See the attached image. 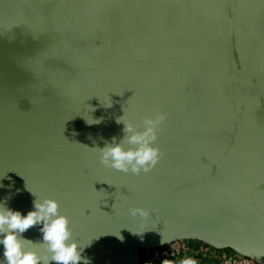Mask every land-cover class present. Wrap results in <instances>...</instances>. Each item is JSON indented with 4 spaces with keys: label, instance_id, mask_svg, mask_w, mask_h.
Masks as SVG:
<instances>
[{
    "label": "water",
    "instance_id": "1",
    "mask_svg": "<svg viewBox=\"0 0 264 264\" xmlns=\"http://www.w3.org/2000/svg\"><path fill=\"white\" fill-rule=\"evenodd\" d=\"M124 113L166 114L148 173L100 162ZM29 190L90 264L179 240L264 264V0H0V201Z\"/></svg>",
    "mask_w": 264,
    "mask_h": 264
},
{
    "label": "clouds",
    "instance_id": "2",
    "mask_svg": "<svg viewBox=\"0 0 264 264\" xmlns=\"http://www.w3.org/2000/svg\"><path fill=\"white\" fill-rule=\"evenodd\" d=\"M112 102L106 107H111ZM166 119V114L156 113L143 118V130H138L125 113L116 119L122 124V137L113 136L99 151L100 162L120 172L132 174L148 173L160 160L159 148L155 146L158 129ZM88 125L100 124L101 119L86 120ZM30 191V190H29ZM19 193V189L17 190ZM35 197L32 208L26 213L7 206L6 197L0 201V264H90L82 256L84 246L73 239V229L69 218L61 214L59 202L54 198L39 199ZM132 215L146 217L148 213L142 208L130 210ZM39 225L40 241H33L24 234ZM42 248L43 251L37 249ZM165 264H170L165 261ZM180 264H196L189 258Z\"/></svg>",
    "mask_w": 264,
    "mask_h": 264
},
{
    "label": "rangeland",
    "instance_id": "3",
    "mask_svg": "<svg viewBox=\"0 0 264 264\" xmlns=\"http://www.w3.org/2000/svg\"><path fill=\"white\" fill-rule=\"evenodd\" d=\"M187 245H190V249L186 254H181V256L173 259L159 260L155 257V252H163L168 246L155 249L156 251L150 250H141L139 257V264H165V261H169L170 264H180L181 261L186 259H193L196 261V264H221L220 258L222 254L217 253L218 251H223L227 254H234L230 249L218 250L216 253L213 252L215 249L209 244H206L202 241H193V240H184ZM206 248H210L212 250L205 251ZM241 256V255H240ZM257 264V263H256Z\"/></svg>",
    "mask_w": 264,
    "mask_h": 264
},
{
    "label": "built area",
    "instance_id": "4",
    "mask_svg": "<svg viewBox=\"0 0 264 264\" xmlns=\"http://www.w3.org/2000/svg\"><path fill=\"white\" fill-rule=\"evenodd\" d=\"M168 247L163 252H155L154 255L157 259L166 260L170 258H177L181 256V254H186L189 249L190 245H187L184 240H179L172 242L167 245ZM212 249L206 248L205 251H210ZM150 251H156L155 249H152ZM218 250L214 249L213 252H217ZM217 253L222 254L220 261L221 264H256V262L248 257L240 256V255H233V254H227L223 251H218Z\"/></svg>",
    "mask_w": 264,
    "mask_h": 264
}]
</instances>
